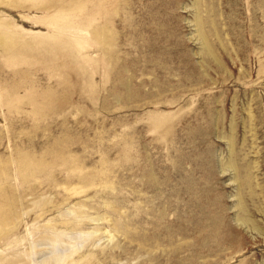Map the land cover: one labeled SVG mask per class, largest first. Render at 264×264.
Wrapping results in <instances>:
<instances>
[{
	"label": "rangeland",
	"instance_id": "rangeland-1",
	"mask_svg": "<svg viewBox=\"0 0 264 264\" xmlns=\"http://www.w3.org/2000/svg\"><path fill=\"white\" fill-rule=\"evenodd\" d=\"M0 223V264H264V0H0Z\"/></svg>",
	"mask_w": 264,
	"mask_h": 264
},
{
	"label": "bare ground",
	"instance_id": "bare-ground-1",
	"mask_svg": "<svg viewBox=\"0 0 264 264\" xmlns=\"http://www.w3.org/2000/svg\"><path fill=\"white\" fill-rule=\"evenodd\" d=\"M98 9H97V13H98ZM99 13H100V11H99ZM101 27V26H100ZM95 28H96V31H95V33H94V41H97L98 42V44L101 42V40L104 38V37H106L107 36V33L109 32V30H107L106 29V27H104V30L103 29H100L98 26H95ZM104 34V35H103ZM104 36L102 39H100V36ZM109 40H110V35H109ZM104 41V40H103ZM111 41V40H110ZM104 42H105V44H104ZM104 42H101V43H103L104 45H106V43H108L107 42V40L106 41H104ZM100 43V44H101ZM83 44H84V42H82L81 43V41L77 38V40H76V42H75V47L76 48H83L84 46H83ZM110 45V44H109ZM28 167H30V169L32 170L33 168L30 166V164H28ZM29 170V169H28ZM10 209V208H9ZM5 217V216H4ZM5 220V219H4ZM7 220V219H6ZM7 222V221H6ZM5 224H7V223H5ZM4 224V225H5ZM0 225H2L1 223H0ZM1 227V226H0ZM5 227V226H4ZM2 230H3V227L1 228Z\"/></svg>",
	"mask_w": 264,
	"mask_h": 264
}]
</instances>
